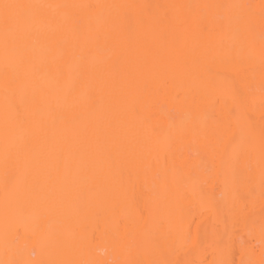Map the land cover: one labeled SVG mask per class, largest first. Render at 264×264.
Instances as JSON below:
<instances>
[{"label": "bare ground", "instance_id": "6f19581e", "mask_svg": "<svg viewBox=\"0 0 264 264\" xmlns=\"http://www.w3.org/2000/svg\"><path fill=\"white\" fill-rule=\"evenodd\" d=\"M0 3V261L260 264L261 0Z\"/></svg>", "mask_w": 264, "mask_h": 264}, {"label": "snow or ice", "instance_id": "6c2138e0", "mask_svg": "<svg viewBox=\"0 0 264 264\" xmlns=\"http://www.w3.org/2000/svg\"><path fill=\"white\" fill-rule=\"evenodd\" d=\"M47 7L44 5H31V4H17V3H0V23L3 24L5 31V47H8L7 36L9 32L19 23L27 17H30L32 14V10ZM59 7V6H58ZM252 7V6H249ZM261 20L262 26H264V0H261ZM262 42V60H261V74L264 77V34L261 36ZM262 94H264V87L261 89ZM239 137H234L233 144L239 143ZM206 170L209 173L213 172L211 166H207ZM261 187L264 189V148L261 151ZM261 238L264 240V224L261 225ZM0 264H27L25 261L20 260H7L0 261ZM46 264H62V262L58 261H49ZM88 264H101V262H88ZM225 264H233V262H225ZM240 264H252L251 260L242 259ZM260 264H264V259L261 260Z\"/></svg>", "mask_w": 264, "mask_h": 264}]
</instances>
